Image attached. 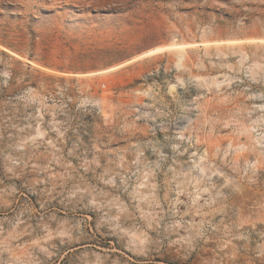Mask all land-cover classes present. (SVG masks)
<instances>
[{"label":"rangeland","instance_id":"rangeland-1","mask_svg":"<svg viewBox=\"0 0 264 264\" xmlns=\"http://www.w3.org/2000/svg\"><path fill=\"white\" fill-rule=\"evenodd\" d=\"M0 264H264V0H0Z\"/></svg>","mask_w":264,"mask_h":264}]
</instances>
